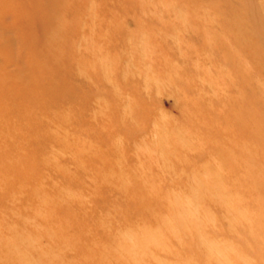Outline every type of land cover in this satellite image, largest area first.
I'll return each mask as SVG.
<instances>
[{
  "label": "rangeland",
  "instance_id": "obj_1",
  "mask_svg": "<svg viewBox=\"0 0 264 264\" xmlns=\"http://www.w3.org/2000/svg\"><path fill=\"white\" fill-rule=\"evenodd\" d=\"M0 264H264V0H0Z\"/></svg>",
  "mask_w": 264,
  "mask_h": 264
}]
</instances>
